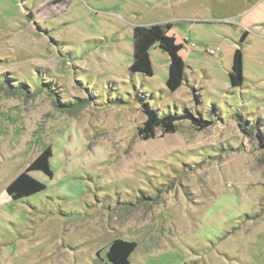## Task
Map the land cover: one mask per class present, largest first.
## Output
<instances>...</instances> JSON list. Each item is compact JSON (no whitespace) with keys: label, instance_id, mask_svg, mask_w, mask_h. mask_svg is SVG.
Segmentation results:
<instances>
[{"label":"rangeland","instance_id":"rangeland-1","mask_svg":"<svg viewBox=\"0 0 264 264\" xmlns=\"http://www.w3.org/2000/svg\"><path fill=\"white\" fill-rule=\"evenodd\" d=\"M154 23L182 44L176 91L159 43L130 71ZM144 102L213 124L144 139ZM47 147L45 189L12 198ZM119 238L129 264H264V0H0V264H112Z\"/></svg>","mask_w":264,"mask_h":264},{"label":"trees","instance_id":"trees-1","mask_svg":"<svg viewBox=\"0 0 264 264\" xmlns=\"http://www.w3.org/2000/svg\"><path fill=\"white\" fill-rule=\"evenodd\" d=\"M170 24L154 23L149 26L138 25L134 29V53L133 62L130 71L144 75L153 74V66L150 58V49L159 43L162 50L170 56L169 74L167 78V87L171 91L178 90L185 78V61L180 54L182 44L177 43L174 35L168 33ZM247 32L243 34L239 47L236 48L233 58L232 68L229 71L231 84L234 87L241 86L244 83L243 75V47L242 42ZM196 90V89H195ZM198 97V96H197ZM143 111L147 118L138 131L144 139H151L156 136V129L162 127L164 133L177 131L176 121L189 118L199 130L205 129L213 124V121L204 119L201 115L187 113L183 115L165 114L161 115L157 110L150 107L149 103L144 102ZM52 148L44 149L27 167L19 174L8 186V193L14 199L24 198L45 189V184L33 177L30 171L40 170L48 176H53L51 167ZM137 243L124 239H116L109 245L107 252L108 260L112 264H129L130 257L135 251Z\"/></svg>","mask_w":264,"mask_h":264},{"label":"built area","instance_id":"built-area-1","mask_svg":"<svg viewBox=\"0 0 264 264\" xmlns=\"http://www.w3.org/2000/svg\"><path fill=\"white\" fill-rule=\"evenodd\" d=\"M194 46V44H192ZM218 48H210L208 49L207 51L210 53V54H214L216 52Z\"/></svg>","mask_w":264,"mask_h":264}]
</instances>
